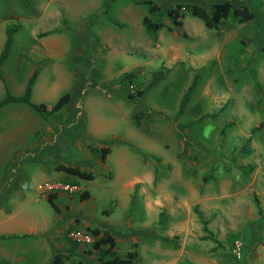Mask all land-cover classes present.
I'll return each mask as SVG.
<instances>
[{
    "label": "rangeland",
    "instance_id": "374dc122",
    "mask_svg": "<svg viewBox=\"0 0 264 264\" xmlns=\"http://www.w3.org/2000/svg\"><path fill=\"white\" fill-rule=\"evenodd\" d=\"M139 1L0 0V50L6 28L17 27L0 64V100L22 95L35 72L29 101L45 106H0L1 264H52L56 252L70 254L63 264H99L90 242L71 248L68 233L110 221L118 255L130 245L125 234L143 237L130 247L134 264H264V128L241 148L264 119V0H245L251 19L228 16L211 28L188 10L175 24L166 10L209 11L218 0H149L157 5L151 15ZM144 15L162 27L145 30ZM30 24L50 42L39 54H28ZM124 66L130 84L118 80ZM64 93L68 100L51 110ZM146 165L172 168V187L178 174L181 182L201 178L204 188L203 201L174 198L172 210H158L167 231L157 236L127 219L143 207L126 184ZM53 181L76 186L52 191L56 211L42 187ZM83 190L88 197L79 199Z\"/></svg>",
    "mask_w": 264,
    "mask_h": 264
},
{
    "label": "trees",
    "instance_id": "16d2710c",
    "mask_svg": "<svg viewBox=\"0 0 264 264\" xmlns=\"http://www.w3.org/2000/svg\"><path fill=\"white\" fill-rule=\"evenodd\" d=\"M141 3H148V15L154 14L157 10V5L154 3H151L149 0H141L139 1ZM188 10V12L191 15H194L202 20L203 24L206 27H216L220 21L224 20L228 16L237 17V22H244L246 20H249L253 17V12L247 9L245 6H235L229 1H218L213 2L210 5V10L206 11L202 7L191 4V5H175L173 7H170L166 10L167 15L171 17V20L175 24H180V17L183 14V11ZM148 15H144L141 19V23L144 26L145 30L147 31H155L158 28L162 27V23L152 21ZM13 29H7L6 31V40L4 44V48L2 52L0 53V64L5 59L7 50L9 48L10 43V34ZM132 73L131 72H124L119 75L118 80L125 84H130V81L132 80ZM35 77V72H32L31 76L28 79L27 85L24 89V92L22 95L15 96L10 93H6L4 98L0 100V106L7 104V103H22L27 104L31 107H33L36 110H44L45 106L44 104L34 105L29 101V93H30V87L32 85L33 79ZM197 76L194 77L191 84L188 86L186 92L183 94L181 103H180V111H182L183 105H185L186 102L189 100L190 93L192 89L195 86ZM144 93V90H137L136 94L138 96H141ZM127 98H131V93H126ZM68 100V94L64 93L61 96L58 97L56 102L53 104L51 110H58L66 101ZM134 124L138 127L139 122L137 120V117L134 116ZM264 128V119L259 121L257 125L252 126L249 130V134L244 142V144L241 146L243 148L245 144L250 140L251 134L259 131ZM223 127L221 128L220 132H222ZM107 152L106 148L100 149V158L101 160L104 159L105 153ZM58 170H63L67 173L73 174L78 176L79 178L83 179H91L92 174L90 172H86L83 170H80L77 166H69V165H62L58 164L55 167ZM54 192H48L46 196L47 202L50 204V206L56 211L57 206L54 203ZM79 199H85L88 197V193L86 190H83L79 193ZM85 232L91 234L93 236V240L90 242L89 246L92 250L96 253V258L99 262V264H134V259L136 257V250H129L125 253V255L119 256L116 254V252L113 250L115 240L114 237L106 230L99 229L96 227H90L86 226ZM70 247L73 248L77 245L76 241H73L71 239H67ZM135 246V245H134ZM90 250V249H87ZM69 253H62V252H56L52 255L51 262L52 264H63L65 261H68L70 259ZM1 264V263H0Z\"/></svg>",
    "mask_w": 264,
    "mask_h": 264
},
{
    "label": "crops",
    "instance_id": "0c3cea01",
    "mask_svg": "<svg viewBox=\"0 0 264 264\" xmlns=\"http://www.w3.org/2000/svg\"><path fill=\"white\" fill-rule=\"evenodd\" d=\"M137 1V0H136ZM218 1H229L230 3H232L233 5L235 4L232 0H218ZM217 1V2H218ZM240 3L238 5L235 6H245L248 8V5L246 4V1L244 0H238ZM250 10V9H249ZM264 15V13H263ZM237 20V17H235ZM17 27H7V29H13V31L16 30ZM36 29L37 26L30 24L29 25V31L28 32V36L32 37V39H34V43L30 46V49L28 51V54L33 55V54H39L40 52H42L43 48H47L48 46H50V42L45 39V31L42 30H38L36 33ZM6 30H5V35H4V41L2 43V48L0 50V53L2 52L3 48H4V44H5V40H6ZM264 30V29H263ZM262 30V31H263ZM10 34V43H9V48L7 50V54L6 57L9 54V49L12 46L13 41L15 40L14 34L12 33ZM129 54V52L127 53V55ZM5 57V59H6ZM4 59V60H5ZM3 60V61H4ZM2 61V62H3ZM126 66V65H125ZM122 68V73L124 72H129V71H125L126 67ZM125 68V69H124ZM128 70V69H127ZM121 73V74H122ZM107 152L105 153L106 156ZM104 156V158H105ZM153 160H151L150 162H152ZM157 163V162H155ZM153 163V164H155ZM158 169V171H157ZM169 169V173H173V169L172 168H168ZM142 171V176L139 178L138 176H134L133 180L131 182H127V186H131V189H134V187L136 186V190L134 191L135 194H139V196L141 197L142 200V207L143 210L140 214L138 215H134L133 216H129V218H127L129 221L128 222H133L135 223L136 227L135 229H138L139 231H144L147 230L149 228H151L154 232V234L157 235H162L163 232L167 231V228L160 226L161 224H157V215H158V210H165V212H167L168 210H172V205H173V201L174 198H176V200L179 203H184L187 204L188 202H200L203 201V199L205 198V196H202L204 193L202 192L203 188V184H202V179L201 178H195V176L193 177H189L187 179H183V181L181 182V179L178 178V174H175V182L178 183V185L176 184L175 186L177 187H172L170 186V184H167L165 181V177L167 179H169V177L167 176L169 173L167 171H165L164 169H160V167L157 168H153L152 166L146 165L145 167H143L141 169ZM162 174V175H160ZM178 178V179H177ZM178 180V181H177ZM117 223H115V221H110L106 223V228H102L100 226H93L99 229H104L106 231H108L111 234V230L112 228H114L116 226ZM92 226V225H90ZM124 230H120V233H122ZM123 234V233H122ZM112 235V234H111ZM126 236L129 237V241L126 243H130V245L126 246L128 247L125 252L119 256H124L125 253L130 249V247L132 245H134L135 243L140 242L142 238H140L141 236L139 235H131V234H125ZM113 236V235H112ZM114 240H115V244L113 247V250L116 252L115 250V245H116V239L115 236ZM122 241H126L124 237L120 238L119 242L122 243ZM117 254V252H116Z\"/></svg>",
    "mask_w": 264,
    "mask_h": 264
},
{
    "label": "built area",
    "instance_id": "2783aa9c",
    "mask_svg": "<svg viewBox=\"0 0 264 264\" xmlns=\"http://www.w3.org/2000/svg\"><path fill=\"white\" fill-rule=\"evenodd\" d=\"M43 189H47L50 192L56 190H65V191H72L76 189L75 185H70L69 183H61V182H49L42 184ZM69 239L76 241V242H91L93 240V236L87 232H82L79 230H71L68 233Z\"/></svg>",
    "mask_w": 264,
    "mask_h": 264
}]
</instances>
